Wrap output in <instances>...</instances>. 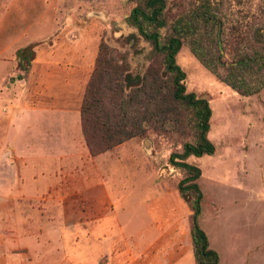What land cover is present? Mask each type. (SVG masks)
<instances>
[{"label":"rangeland","instance_id":"rangeland-1","mask_svg":"<svg viewBox=\"0 0 264 264\" xmlns=\"http://www.w3.org/2000/svg\"><path fill=\"white\" fill-rule=\"evenodd\" d=\"M140 1L0 0V130L22 118L40 121L29 128L47 124L53 103L78 110L71 119L80 125L72 138L52 142L60 143L59 152L43 160L57 171L46 172L43 190L33 185L38 174L30 164L12 172L13 202L0 195V264H197L193 211L178 190L187 173L169 163L171 153L193 139L188 121L182 116L166 131H150L97 155L82 130L81 105L102 42L113 58L126 57L133 74L151 65L163 70L161 56L126 20ZM203 1L168 0L169 23L182 12L202 10ZM212 1L228 32L264 17V0ZM31 43L36 58L25 73L16 50ZM220 48L230 62L227 45L221 41ZM177 62L188 91L206 97L213 109L209 135L216 152L188 159L202 170L200 223L221 264H264V89L239 93L187 46ZM20 73L24 79L11 82ZM30 140V156L42 158L40 140ZM26 142L18 138L20 145ZM7 177L0 170L1 188Z\"/></svg>","mask_w":264,"mask_h":264},{"label":"trees","instance_id":"trees-1","mask_svg":"<svg viewBox=\"0 0 264 264\" xmlns=\"http://www.w3.org/2000/svg\"><path fill=\"white\" fill-rule=\"evenodd\" d=\"M167 7L168 0H141L126 18L152 44V54L161 56L162 71L151 65L133 74L125 56L113 58L111 47L101 43L81 105L82 130L90 152L97 155L132 138H144L150 131H166L181 123L183 116L193 139L184 143L182 151L172 152L169 163L187 173L178 190L193 211L191 236L197 264H221L219 252L211 247L200 223L204 192L198 179L202 170L188 161L216 152L209 135L213 109L206 97L188 91L187 74L177 55L187 46L207 69L239 93H259L264 89V17L246 26L235 24L228 32L221 8L212 0H204L202 10L182 12L171 23ZM221 41L233 54L230 62L225 60ZM35 48L31 43L16 50L25 73L36 58ZM24 77L20 73L11 82Z\"/></svg>","mask_w":264,"mask_h":264},{"label":"crops","instance_id":"crops-1","mask_svg":"<svg viewBox=\"0 0 264 264\" xmlns=\"http://www.w3.org/2000/svg\"><path fill=\"white\" fill-rule=\"evenodd\" d=\"M72 107L69 104H52L50 110H52L53 116L51 117L52 121L48 120V123L41 125L39 127L31 126L30 128L27 127L28 123L30 122H38V119L27 120L26 118L21 119V124H18L20 120L16 121L14 124L8 125L5 124V130H0V135L4 136L5 134L8 135L7 140H0V170L5 169L6 175V183L4 188L0 187V195H2L3 199L7 202H13L14 199V182H13V174L12 172L21 169L23 166L26 167V170H29V164L33 170H35L38 174L37 178H34L33 185L36 186L37 190L40 188L43 190L46 185L45 182V175L47 171L56 172V165L53 164L52 166H47L43 159H51L55 158L54 155L59 152L60 143L58 145H53L55 140L58 141L62 138H72L74 133L77 129H80L78 126V121L73 120L74 123L72 124L71 113L78 112V110L71 109ZM78 117V116H77ZM75 118V117H74ZM18 125V128L16 127ZM20 136L27 137L28 142L25 145H20L18 143V138ZM33 139H39L40 141L43 140V144H37L40 146L41 150L38 153H42V158H37L36 155L30 156V153H35L31 147L35 146L32 145ZM34 142V141H33ZM255 145L257 144L256 141ZM23 146V147H22ZM36 146V147H37ZM257 146V145H256ZM263 148V146H257ZM29 151V152H28ZM37 153V154H38ZM53 155L51 158L47 157L46 155ZM39 155V154H38ZM42 159V160H41ZM28 162V163H26ZM25 164V165H24ZM28 164V165H27ZM52 174V173H50ZM55 177V174H54ZM29 179V178H28ZM31 182V181H30ZM264 182V181H263ZM39 192V191H38ZM37 195V194H35Z\"/></svg>","mask_w":264,"mask_h":264},{"label":"water","instance_id":"water-1","mask_svg":"<svg viewBox=\"0 0 264 264\" xmlns=\"http://www.w3.org/2000/svg\"><path fill=\"white\" fill-rule=\"evenodd\" d=\"M98 14H101V13H98Z\"/></svg>","mask_w":264,"mask_h":264}]
</instances>
